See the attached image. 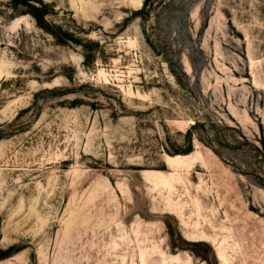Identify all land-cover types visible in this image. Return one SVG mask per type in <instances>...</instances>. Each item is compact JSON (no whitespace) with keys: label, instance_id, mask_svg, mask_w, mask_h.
Segmentation results:
<instances>
[{"label":"rangeland","instance_id":"rangeland-1","mask_svg":"<svg viewBox=\"0 0 264 264\" xmlns=\"http://www.w3.org/2000/svg\"><path fill=\"white\" fill-rule=\"evenodd\" d=\"M0 264H264V0H0Z\"/></svg>","mask_w":264,"mask_h":264},{"label":"trees","instance_id":"trees-1","mask_svg":"<svg viewBox=\"0 0 264 264\" xmlns=\"http://www.w3.org/2000/svg\"><path fill=\"white\" fill-rule=\"evenodd\" d=\"M33 7H35V6H33ZM40 8H41V7H40ZM38 9H39V8H38ZM39 10H40V9H39ZM40 22L43 23V25H45V22H44V21L42 22V18H41Z\"/></svg>","mask_w":264,"mask_h":264}]
</instances>
